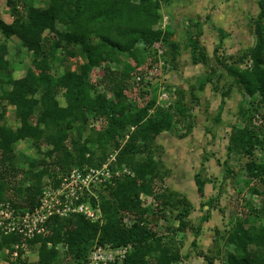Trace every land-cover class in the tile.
<instances>
[{
  "label": "trees",
  "instance_id": "1",
  "mask_svg": "<svg viewBox=\"0 0 264 264\" xmlns=\"http://www.w3.org/2000/svg\"><path fill=\"white\" fill-rule=\"evenodd\" d=\"M19 2L5 0L12 21L6 23L0 18V202H8L15 209H34L38 205L43 176L48 175L57 185L59 177L73 166L100 165L112 148L118 149L115 163L126 165L133 176L124 173L121 177L115 176L107 193L100 194L98 208L104 218L101 225L82 213H71L49 217L46 234L32 238L0 231V252L8 249L10 254L14 250L12 245L17 244L16 258L4 253L6 264H29L22 257L23 244L36 249L34 264H85L95 246H128L123 264H171L178 259V250L171 239H165L152 228L148 209L139 207L140 195L152 194L159 207H170L174 202L182 206L177 218L181 228L186 225L187 200L161 186L158 192L154 191L156 179L163 176L152 153L155 136L169 129L173 121L183 122L188 109L181 97L168 107L155 105L142 85L139 101L129 98L127 92L131 89V78L142 76L156 66L158 58L152 50L153 44L160 42L163 54L170 53L171 59L179 51L171 32L153 29L160 18L157 0H47L45 7L24 2L23 11L17 8ZM257 8L251 20L253 45L230 62L214 56L242 95L253 97L249 108L239 103L240 115L247 113L250 118L259 114L262 121L264 0H257ZM46 30L52 34L45 36ZM198 35H192L187 44L195 62L205 57ZM11 36L31 54L30 64L19 78L12 77L5 58ZM139 42L142 43L140 49L136 47ZM142 51H146L148 57H142ZM56 55L80 57L83 62L74 70L57 73L51 64ZM248 61H251L249 65ZM111 63L118 68L111 69ZM142 63L147 65L137 69ZM99 66L100 79L91 81L92 70ZM207 78L201 79L200 87ZM99 86L102 91H97ZM5 104L14 109L16 127L3 123ZM242 118L246 121L244 116ZM89 120L102 121V125L99 129L89 128L83 136ZM131 126L133 130L120 146L126 129ZM263 131L264 127H255L246 121L242 127L232 125L227 137V157L233 154L245 158L242 170L246 181L252 182L248 189L259 198L260 206H250L239 212L234 221H229L225 242L232 248L225 252L226 264H264V157L259 160L253 157L255 150L264 148ZM19 140H30L36 150L41 146L46 148L40 163L31 161L27 171H20L22 179L16 177L18 171L12 154V144ZM88 142L95 148L88 146ZM223 163L226 171H230L227 161ZM205 182V179H196L201 194ZM207 201L209 206L212 198ZM90 205L96 208L93 197ZM58 245L62 246L64 254L60 259ZM212 258L214 256L207 259L211 262Z\"/></svg>",
  "mask_w": 264,
  "mask_h": 264
},
{
  "label": "rangeland",
  "instance_id": "2",
  "mask_svg": "<svg viewBox=\"0 0 264 264\" xmlns=\"http://www.w3.org/2000/svg\"><path fill=\"white\" fill-rule=\"evenodd\" d=\"M19 1L17 8L23 11L24 2L45 7L47 0ZM157 2L160 18L158 23L153 25V29H159L162 33L171 32V38L178 43L179 51L171 59L170 53L163 54L160 42L153 44L152 50L156 51L158 58L156 66L143 72V77L139 76L140 80L131 78L129 83L131 89L127 92L129 98L139 101L142 98L139 95L142 85L155 100V105L168 107L181 97V101L188 109L183 122L173 121L169 129L155 136L153 140L155 151L152 153L158 162L159 174L163 176L156 179L154 191L158 192L161 186L187 200L189 212L185 217L186 225L181 228L177 217L182 206L176 205L175 202L170 207H159L152 194H141L139 207L148 209V219L152 228L165 239H171L177 248L179 257L171 264H226L225 252L232 248V245L225 242V230L230 226L229 221H234L239 212L250 206L255 208L260 206L259 198L249 192L248 187L252 182L246 181L245 172L242 170L245 158L233 154L227 157V137L232 125L242 127L248 121L252 126L264 127V120L260 121L259 114L248 118L247 113H243L246 121L242 118L238 111L239 103L243 102L244 106L249 108L253 97L242 95L232 78L218 65L214 54L230 62L253 45L251 20L258 10L257 0H157ZM0 18L6 23L12 21L5 0H0ZM196 33H199L197 40L200 50L205 54L204 60L199 62H195L187 46L191 36H195ZM44 34L49 36L52 33L46 30ZM7 44L5 58L9 62L12 77L19 78L30 64L31 54L16 37L9 38ZM136 47L142 48V43H137ZM141 56L148 57V54L142 51ZM82 62L83 59L80 57L56 55L51 64L57 73H62L65 70L76 69ZM250 62L248 61L247 65ZM146 65L147 63H142L137 69H142ZM110 67L118 68L115 63H111ZM101 74L100 66L94 68L90 74L91 81L98 82ZM205 76L208 78L204 86L200 87V81ZM135 80L142 83H136ZM98 90L103 89L99 86ZM164 92L166 97L163 96ZM107 94L110 96L111 93ZM58 99L63 103L60 95ZM5 105L3 123L16 127L18 121L14 116V109L11 105ZM217 116L219 120H216ZM101 125L102 121L89 120L83 136L87 134L89 128L99 129ZM133 128L131 126L126 129L122 140L118 138L120 146L128 139ZM82 139L83 137L80 141ZM87 145L95 148L89 142ZM45 150V146L36 150L30 140L13 143L12 154L16 160L14 167L18 171L16 177L22 179L23 174L20 171H27L31 161L40 163ZM117 151L118 149L112 148L100 165L89 166L100 167L114 157L110 162V168L118 171L119 177L123 175L124 170L129 171L127 175L133 176V172L126 165L115 163ZM253 157L256 160L263 159L264 148L255 150ZM224 161H227L230 171H226ZM46 177L49 176L45 175L42 178L41 188ZM197 178L206 180L202 194L197 190ZM112 184V181L106 180L98 186L96 188L98 198L100 194L107 193V188ZM211 198L212 203L207 206V200ZM124 221L127 222L126 219ZM96 222L100 225L104 223L103 215ZM109 248L113 251L125 250L123 256L115 251L112 254L115 256L114 260L109 261L123 264L122 260L128 246ZM57 249L60 259L64 255L63 248L58 245ZM209 255L214 256L211 262L207 259ZM4 257V252H0V264H6L3 263ZM22 257L29 264H34L37 260V251L35 248L27 247Z\"/></svg>",
  "mask_w": 264,
  "mask_h": 264
},
{
  "label": "built area",
  "instance_id": "3",
  "mask_svg": "<svg viewBox=\"0 0 264 264\" xmlns=\"http://www.w3.org/2000/svg\"><path fill=\"white\" fill-rule=\"evenodd\" d=\"M137 80L140 77H135ZM164 92L163 96H165ZM166 97V96H165ZM111 157L107 163L100 167L89 165L72 167L66 174L59 177L60 182L54 185L52 178L46 177L41 188L38 205L34 209H15L8 202H0V231L3 234H19L24 238H32L36 234L46 232V222L49 217L68 216L71 213H82L87 219L94 222L101 216L98 208V192L96 188L106 180L112 181L115 176H119L118 171L110 168ZM122 173L129 174L128 170ZM91 197L96 201V208L90 205ZM83 198V200H81ZM80 199V200H79ZM24 250L26 246L22 245ZM14 249L10 252L3 250L9 257H17V244H13ZM124 254L125 250H111L109 246H95L89 252L85 264H107L113 261L115 256Z\"/></svg>",
  "mask_w": 264,
  "mask_h": 264
},
{
  "label": "crops",
  "instance_id": "4",
  "mask_svg": "<svg viewBox=\"0 0 264 264\" xmlns=\"http://www.w3.org/2000/svg\"><path fill=\"white\" fill-rule=\"evenodd\" d=\"M11 37H14V36H11ZM11 37H10V38H11ZM4 261H5V260L3 259V263H6V261H5V262H4Z\"/></svg>",
  "mask_w": 264,
  "mask_h": 264
}]
</instances>
